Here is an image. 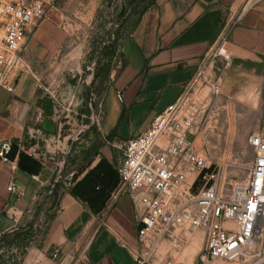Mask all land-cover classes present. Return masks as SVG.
Wrapping results in <instances>:
<instances>
[{
    "label": "crops",
    "instance_id": "obj_1",
    "mask_svg": "<svg viewBox=\"0 0 264 264\" xmlns=\"http://www.w3.org/2000/svg\"><path fill=\"white\" fill-rule=\"evenodd\" d=\"M123 30L117 69L95 116L85 121V140L73 149L69 146L64 174L73 173L72 181L58 186L53 213L22 264H74L82 253L87 264H133L139 225L129 197H112L118 185V147L144 132L176 101L219 35L226 41L208 73L230 78L264 63V0H152ZM65 40L48 18L28 27L20 53L25 67L14 75L10 92L0 89V144L13 149L10 164L0 162V237L24 226L35 207L43 205L54 180L61 152L53 162L40 161L47 151L27 138V129L34 127L27 114L45 96L38 91L40 81L52 78L48 71L56 66L54 58ZM28 150L35 157L28 156ZM11 180L15 191L8 193ZM156 257L149 264H162Z\"/></svg>",
    "mask_w": 264,
    "mask_h": 264
},
{
    "label": "built area",
    "instance_id": "obj_2",
    "mask_svg": "<svg viewBox=\"0 0 264 264\" xmlns=\"http://www.w3.org/2000/svg\"><path fill=\"white\" fill-rule=\"evenodd\" d=\"M53 2L0 0V89L11 91L14 75L25 67L20 53L27 29L46 18V9ZM225 41L219 35L215 47L199 63L176 101L157 114L144 132L118 147V185L112 197L120 194L129 197L139 225L133 264H149L164 242L178 248L183 242L180 233L185 230L203 234L199 258L202 264L213 261L264 264V141L259 135L249 137L253 151L249 174L246 180L232 183L224 196L218 169L212 168L191 139L207 97L220 93V79L211 77L208 69L211 62L220 59ZM55 94L56 91L49 92L51 99ZM116 100L122 102L121 93L116 94ZM37 137V132L28 131L29 140ZM45 143L49 144L48 140ZM11 148L9 143L0 144L1 163L10 164ZM66 148L56 164L51 190L56 185L67 187L72 181L73 173L64 174L69 155V147ZM27 154L36 155L31 150ZM39 159L42 163L50 160L45 154ZM6 191H15L12 180ZM56 258L53 253L51 259ZM74 264H87L83 253Z\"/></svg>",
    "mask_w": 264,
    "mask_h": 264
},
{
    "label": "rangeland",
    "instance_id": "obj_3",
    "mask_svg": "<svg viewBox=\"0 0 264 264\" xmlns=\"http://www.w3.org/2000/svg\"><path fill=\"white\" fill-rule=\"evenodd\" d=\"M129 1L54 0L47 7L46 18L64 33L66 40L54 58L58 61L56 66L48 71L52 78L45 83L40 81L43 87L38 91L45 96L36 100L27 114L28 118H32L29 126H34L29 127L27 133L29 130L38 133L36 140L47 151L45 156L50 158L47 163L53 162L58 152H61V158L66 147L71 145L73 149L83 144L84 135L88 132L85 121L98 111L99 98L119 63L118 51L106 56L103 48L114 41L117 29H120L118 39L121 43L125 31L121 29L119 13L122 9L126 10L127 15L133 13ZM133 18H128L126 24ZM247 68L232 74L230 78L225 73L211 74V77L220 79V93L207 97L199 115L197 131L191 137L195 140V148L211 163L212 168L218 169L224 196L229 193L232 183L246 180L249 174L253 160L249 137L259 135L264 141V63L256 71ZM44 88L49 92L56 91L55 98L51 99ZM45 102H50L47 114L44 111ZM44 119L53 125L55 130L52 134L40 131ZM77 133L76 140L71 144V139ZM53 189H49L50 194L47 193L43 205L36 206L23 222L22 228L29 232L27 242L23 245H1L2 264H22L27 250L38 242L57 200V197H53ZM180 237L183 242L178 248L164 242L156 258L162 264H166V261L171 264H202L199 258L204 246L203 234L185 230ZM11 239L10 236L9 241ZM208 264L237 263L213 261Z\"/></svg>",
    "mask_w": 264,
    "mask_h": 264
},
{
    "label": "trees",
    "instance_id": "obj_4",
    "mask_svg": "<svg viewBox=\"0 0 264 264\" xmlns=\"http://www.w3.org/2000/svg\"><path fill=\"white\" fill-rule=\"evenodd\" d=\"M152 2V0H140V2L138 3L137 0H130L129 1V5L132 7L133 13L130 15L126 14V10L122 9L121 12L119 13V16L121 17V29H123L126 25V20H129L131 17L134 16V18L137 16L139 17L143 11L145 10V8L150 5V3ZM129 18V19H128ZM120 31V29H117L115 31V39L113 42L109 43V45H106L103 50H105V55L106 56H110L113 55L115 53V51H118L119 47L118 44L119 43V39H118V32ZM47 104H49L50 107V102H48ZM13 155V149L11 148V153L9 155V158L11 159ZM23 155L20 154L19 155V161L22 159ZM28 161H30V164L32 165H37L34 161H31L29 158H26ZM53 197H57L58 194V188H54L52 191ZM29 230V229H28ZM13 233V235L11 234ZM10 234H6L2 237H0V248L1 245L4 243H7L8 245H23L24 243L27 242V239L29 238V232H27V230L25 231L23 228H18L16 231L11 232ZM10 236L12 237L11 241L10 240ZM0 264L1 261H0Z\"/></svg>",
    "mask_w": 264,
    "mask_h": 264
},
{
    "label": "water",
    "instance_id": "obj_5",
    "mask_svg": "<svg viewBox=\"0 0 264 264\" xmlns=\"http://www.w3.org/2000/svg\"><path fill=\"white\" fill-rule=\"evenodd\" d=\"M48 108L49 107V104H46L44 110L46 111V113H48ZM42 130L46 133V134H52L54 132V128L52 127V124L50 121L44 119L42 121ZM8 234V233H6Z\"/></svg>",
    "mask_w": 264,
    "mask_h": 264
}]
</instances>
